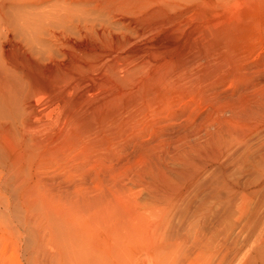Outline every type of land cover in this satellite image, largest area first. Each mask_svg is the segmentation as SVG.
<instances>
[{"label":"rangeland","instance_id":"rangeland-1","mask_svg":"<svg viewBox=\"0 0 264 264\" xmlns=\"http://www.w3.org/2000/svg\"><path fill=\"white\" fill-rule=\"evenodd\" d=\"M67 1L76 13L83 9V22L59 26L52 41L40 37L39 51L22 46L14 54L7 45L2 54L16 61L23 81L11 83L12 114L23 113L27 101L33 128L24 135L2 117L0 141L10 157L14 148L37 156L40 193L70 189L81 179L78 167L92 192L116 168L124 181L156 173L161 158L214 109L264 100V0ZM16 165L31 167L23 155ZM3 192L12 203V191ZM22 234L14 221L0 220V264L30 263L34 249L43 254L33 263L47 264L48 246Z\"/></svg>","mask_w":264,"mask_h":264},{"label":"bare ground","instance_id":"bare-ground-1","mask_svg":"<svg viewBox=\"0 0 264 264\" xmlns=\"http://www.w3.org/2000/svg\"><path fill=\"white\" fill-rule=\"evenodd\" d=\"M74 8L67 0H0V118L24 135L33 128L30 106L25 101L24 112L12 114L10 86L23 81L14 72L16 61L2 54L7 45L14 54L22 46L35 52L40 37L52 41L59 26L82 21V8ZM242 100L194 125L160 157L156 173H132L124 181L116 168L95 192L78 167L81 179L70 189L40 193L37 156L14 148L10 157L0 141V220L14 221L20 235L48 246L42 255L47 264H124L130 253L131 264H264V100ZM22 155L28 170L16 165ZM141 191L147 194L143 203ZM38 251H30L27 264L38 262Z\"/></svg>","mask_w":264,"mask_h":264}]
</instances>
